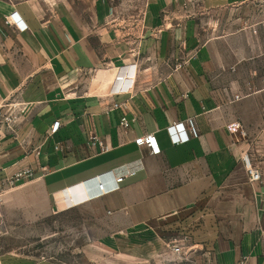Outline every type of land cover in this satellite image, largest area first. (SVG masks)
Listing matches in <instances>:
<instances>
[{
  "label": "crops",
  "instance_id": "obj_1",
  "mask_svg": "<svg viewBox=\"0 0 264 264\" xmlns=\"http://www.w3.org/2000/svg\"><path fill=\"white\" fill-rule=\"evenodd\" d=\"M81 2L0 0V105L27 106L16 138L0 134V180L34 172L2 195L0 211L35 222L78 210L89 264H162L166 242L181 238L217 264H264V177L249 184L240 162L256 152L264 171V16L238 23L255 1ZM196 10L227 11L242 27L219 35L218 19L199 27ZM187 119L197 136L171 144L167 128ZM89 133L110 151L89 147ZM145 134L159 155L133 143ZM139 159L143 169L115 191L89 197L97 177L112 187L107 173ZM0 264L60 262L5 254Z\"/></svg>",
  "mask_w": 264,
  "mask_h": 264
},
{
  "label": "built area",
  "instance_id": "obj_2",
  "mask_svg": "<svg viewBox=\"0 0 264 264\" xmlns=\"http://www.w3.org/2000/svg\"><path fill=\"white\" fill-rule=\"evenodd\" d=\"M11 20L15 25L20 24V21L14 15H11ZM115 81L122 83V85L126 87L124 82H128V79L126 80L120 76H116ZM132 86L133 83L130 84V87ZM124 87L111 92L114 95L127 93L129 89ZM242 98L243 96L240 94L234 95L232 97V101H238ZM119 106L120 104L113 103L111 108L116 109ZM26 107L27 106L25 103L19 101L5 102L0 105V134H4L10 138H16L17 130L24 121L23 115ZM129 122L130 121L125 116H123L119 121V127L122 130H126L129 126ZM239 128V125L231 124L227 126L226 129L229 131V133L233 134L236 133ZM167 133L169 135L170 142L173 145L186 143L190 138L197 136V131L192 119H187L183 122L172 123V125L167 128ZM240 134L244 136L243 132H240ZM133 143L137 147H147L151 155L156 156L160 154V150L153 134H145L137 137L133 140ZM86 144L89 147H97L101 154L110 151V148L104 145L101 139L93 133L88 134ZM55 149H57V147ZM255 154L252 152L242 153L240 155V162L244 170L246 181L249 184H263L264 171L257 165ZM142 169V161L139 159L109 171L107 175L110 177L111 183L113 185L112 187L108 188L103 182L101 183V177H97L95 179L96 191L89 197H100L115 191L119 183H121L125 178L134 176ZM33 175L34 172L31 168H25L15 172L11 176L1 179L0 197H2V195H4L7 191L17 187L22 181L31 180ZM262 242L264 246V238ZM165 248L167 249V258L162 259V264H217L214 259H212L210 253L204 251L203 249H198L195 245L186 242L184 238L166 242ZM246 263L247 259L244 257L233 264Z\"/></svg>",
  "mask_w": 264,
  "mask_h": 264
},
{
  "label": "rangeland",
  "instance_id": "obj_3",
  "mask_svg": "<svg viewBox=\"0 0 264 264\" xmlns=\"http://www.w3.org/2000/svg\"><path fill=\"white\" fill-rule=\"evenodd\" d=\"M18 2L23 0H10ZM79 7L83 6L82 0H75ZM250 1V0H249ZM254 4L247 10L243 8L239 13L241 18L238 23L243 24L251 20L256 25L264 16V0H254ZM251 14H248L250 12ZM198 26H205L206 19L215 21L216 32L219 35L232 34L238 28L237 22L231 24L227 11L213 16L199 17L198 10L195 11ZM199 17V19H198ZM234 14L233 17L235 18ZM252 18V19H251ZM200 20V21H199ZM234 21V20H233ZM258 27V26H257ZM85 79L91 78L88 76ZM1 204V197H0ZM86 219L81 216L78 210L66 212L61 215H52L35 222H28L17 215L4 216L0 211V256L5 254L24 255L36 259H52L60 264H89L85 260L87 249L84 247L86 234L82 229ZM93 233H91L92 235ZM98 255H101L97 249H94ZM90 264H111L106 260H98ZM113 264H121L120 261H114Z\"/></svg>",
  "mask_w": 264,
  "mask_h": 264
}]
</instances>
